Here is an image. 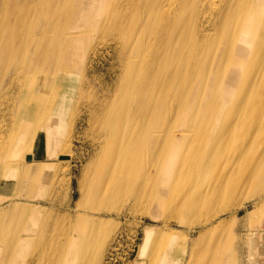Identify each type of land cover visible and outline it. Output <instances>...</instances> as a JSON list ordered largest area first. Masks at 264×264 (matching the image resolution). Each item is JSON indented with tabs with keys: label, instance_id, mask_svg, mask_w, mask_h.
Returning a JSON list of instances; mask_svg holds the SVG:
<instances>
[{
	"label": "rangeland",
	"instance_id": "rangeland-1",
	"mask_svg": "<svg viewBox=\"0 0 264 264\" xmlns=\"http://www.w3.org/2000/svg\"><path fill=\"white\" fill-rule=\"evenodd\" d=\"M98 40L95 38L94 43ZM109 45L100 47L96 55H89L88 68L83 72L86 79L81 74L63 92L62 101L71 107L61 126L57 153L49 156L43 146L41 159L23 163L25 171L38 168V172L26 175L24 171L16 184L6 183L0 189V225L25 207L32 214L34 222L32 217L29 222L37 234L35 246L10 264H215L217 253L224 264H250L251 258L258 259L252 255L249 233L258 228L264 230V219L259 227L257 222L253 226L251 213L256 207L252 201L244 204V197L253 189L246 187L244 180L241 184V176L254 156L245 143L249 144L258 134V145L264 142V102L254 114L256 119L251 116L253 106H247L241 115V110L229 109L234 104L236 109L244 104L232 100L231 89L227 98L223 97V91L229 88L224 82L225 86H217L213 93L190 88L191 95L178 98L179 103L173 99L175 85L168 86L162 80L172 95L162 91L160 84L156 87L151 83L154 75L160 73V67L154 65L160 38L133 36ZM133 56L134 63L125 62L124 66L123 62H130ZM119 79L136 81L129 91V105L117 103L115 87ZM142 95L148 103L144 102V106ZM93 100L102 108L108 104L119 116L127 112L130 118L136 117L123 130L114 131L112 140L121 145V154L119 144H110L103 151L101 142L96 141L98 136L92 132L84 106ZM6 106L0 115V142L8 141L13 132L16 138L21 135V130L15 128V111L10 104ZM131 123L146 129V135L142 138L139 130L130 131ZM124 135H129L131 144ZM240 149L243 152L238 154ZM63 151L67 160L61 158ZM121 169L123 178L111 180L112 173ZM166 174L168 178L172 176L168 186L163 183L167 176L162 180ZM247 176L246 172L244 177ZM136 191L150 201L137 207L133 201ZM188 193V203L180 212L178 204ZM261 202L264 204V198ZM99 206L104 209L93 211ZM79 213L81 216L76 218ZM206 223L203 230L200 226ZM83 226L87 232L80 229ZM147 229L157 235L156 245H160L161 253L154 246L149 250L147 247L142 259ZM75 241L79 245L71 246ZM2 242L3 247L7 246L3 239ZM67 251L68 262L62 255ZM1 255L0 264H5ZM257 255L264 264V248Z\"/></svg>",
	"mask_w": 264,
	"mask_h": 264
},
{
	"label": "bare ground",
	"instance_id": "bare-ground-1",
	"mask_svg": "<svg viewBox=\"0 0 264 264\" xmlns=\"http://www.w3.org/2000/svg\"><path fill=\"white\" fill-rule=\"evenodd\" d=\"M133 36L140 39L148 36L160 38V51L157 50L156 63L154 62L155 66L157 64L160 67V73L154 75L151 83L156 87L160 84V89L169 94L172 92L166 85H175L176 95L172 94L174 101L180 103L182 97L187 98L186 94L190 96V88L213 93L217 86L222 87L225 82L229 88L223 91V97L227 98V92L231 89L232 100L238 99L244 104L242 108L236 109L237 105L234 104L229 109L236 112L241 110L242 115L247 106H253L252 118H255L254 114H258L260 105L264 102V0H0V115L5 111L2 109L4 104H10V109L16 113L15 128L21 130L18 138L15 136L16 132L12 131L8 141L0 142V189L6 183L13 184L18 175L23 174L25 161L31 164L34 160L41 159L43 146L47 147L49 156L57 153L61 126L71 107L62 101L65 98L63 92L81 74L86 79L83 72L88 68L86 63L89 55H96L100 47L110 46V42H117L120 38L131 39ZM95 38L99 39L96 43ZM136 53L138 57L141 56L140 52ZM134 61L133 56L130 62L124 61L123 64ZM117 83V103L122 101L129 105V91L136 81L119 79ZM144 102L147 103L142 95L143 106ZM107 105L102 108L96 100L84 105L93 130L90 129L98 136L96 141L101 142L103 151L110 144L117 147L119 143L112 140L114 131L123 130L128 121H135L136 118H130L127 112L124 116H119ZM9 116L12 118V114ZM128 126L130 131L139 130L138 136L143 138L146 135V129L136 123ZM40 135L45 138L42 139ZM124 137L131 144L129 135ZM257 138L249 144L243 142L254 156L243 170L241 184L244 180L245 186L253 189L250 195L244 197V204L252 201L253 208L256 207L251 213V219L259 227L264 219V204L261 202L264 198V183L261 184V178L264 179V142L258 145ZM118 150L121 154L120 144ZM126 150L124 148V156ZM64 152L61 158L67 160L68 155ZM242 152L240 149L237 153ZM30 169L25 171L26 175L38 172V168ZM246 172L248 176L245 178ZM103 173L100 175L103 176ZM120 173L122 169L121 172L116 170L110 179H122L123 175ZM166 176L167 174L162 180ZM171 177L167 176L163 183L168 186L172 181ZM107 193L105 191L104 195L107 196ZM133 196L137 207L150 201L139 195L138 191ZM189 197L190 193L185 194L178 204L180 212L185 209ZM15 202L17 203L13 200ZM103 209V206H99L94 207L93 211ZM31 215L29 210L22 207L10 219L7 217L8 222L0 225V241L3 239L7 245L3 247V242L0 244V255L3 253L5 264L12 263L17 256H22L35 246L37 234L29 222ZM80 216L79 213L75 217ZM200 227H207V223ZM80 229L87 232L84 226ZM144 232L146 245L142 250V259L147 254L145 250L152 246L161 253L153 230L147 229ZM253 232L249 233L251 252L258 259L250 257V264H262L257 254L264 248V230L258 228ZM73 245L78 246L79 241L71 246ZM142 246L143 244L140 253ZM56 252L53 251L54 254ZM80 254L81 252L77 257ZM62 255L67 262L70 261L68 251L62 252ZM219 255L220 253L216 254L215 264H224ZM39 256L44 254L39 253Z\"/></svg>",
	"mask_w": 264,
	"mask_h": 264
}]
</instances>
